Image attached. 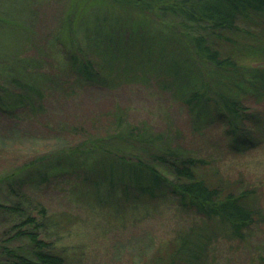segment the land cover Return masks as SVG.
Here are the masks:
<instances>
[{
  "label": "rangeland",
  "instance_id": "rangeland-1",
  "mask_svg": "<svg viewBox=\"0 0 264 264\" xmlns=\"http://www.w3.org/2000/svg\"><path fill=\"white\" fill-rule=\"evenodd\" d=\"M103 1L0 0V59L3 63L24 60L21 67L36 74L42 93L40 101L33 103L35 109L21 103L0 110V179L34 161L26 168L28 175L22 169L24 184L19 188L0 184V264L12 261L4 249L32 256L28 238L15 237L19 229L33 231L31 226H19L28 214L40 226L34 231L47 243L46 251L62 257L64 264H157L187 234L203 242V258L196 264H260L264 257V91L241 95L246 114L260 119L257 125L245 123L251 127L247 136L252 143L233 147L221 116L213 113L197 119L183 101L185 87L164 71L165 62L176 54L166 48L160 58V39L183 34L185 28L171 19L159 23L152 16H128ZM129 32L131 38H143L136 47L118 43L119 35L126 39ZM243 40L256 44L247 37ZM149 44L153 50L146 55ZM72 51L78 57L90 58V54L97 62H109L110 66L100 63L106 83L78 80L68 64ZM255 54L251 58L257 61L247 62L264 67V54ZM126 129L160 135L164 146L205 160L201 172L209 182L218 181L236 194L249 190L257 215L245 236L236 238L226 224L183 209L170 187L157 199L137 198L131 189L124 193L122 186L110 181L106 172L111 160L105 154L124 155L128 160L141 156L173 180L169 167L152 160V152L166 147L133 145L120 136ZM96 143L100 156L101 152L89 156L82 152L65 157L74 148L92 149ZM58 161L63 171L59 174L50 168ZM42 169L48 174L44 181L36 174ZM85 175L90 183L81 181Z\"/></svg>",
  "mask_w": 264,
  "mask_h": 264
},
{
  "label": "trees",
  "instance_id": "trees-1",
  "mask_svg": "<svg viewBox=\"0 0 264 264\" xmlns=\"http://www.w3.org/2000/svg\"><path fill=\"white\" fill-rule=\"evenodd\" d=\"M104 1L128 16L135 18L152 16L159 23L171 19L185 28L183 34L182 32H179L180 35L170 33L160 39L162 46L159 52L160 58L166 48H171L176 54L170 56V60L165 62L164 71L175 78L181 88L185 87L183 101L189 105L192 112L196 113L197 119L210 118L215 113L221 116L228 126L230 145L240 148L252 143L247 136L251 127L246 126L245 123L257 125L260 118L256 114H246L247 108L242 103L241 95L250 94L258 89L264 91V67L251 64L252 61H257L251 58L253 53L264 54V0ZM196 27L199 31L193 30ZM133 33L136 34L137 31ZM245 37L256 44L250 45L249 42L246 44L243 40ZM124 38L119 35L118 43L124 42L130 48L136 47L135 43L143 39L131 38V32L126 39ZM147 48L150 49L147 50ZM147 48L144 49L146 55L153 50L150 44ZM107 49L111 53V58H115L110 45ZM73 51L68 56V64L78 76V80L88 83H106L102 64H100L101 62L106 64V60L97 62L91 58L90 54H88L90 58L78 57ZM121 55L123 56L124 53ZM23 62L24 60L18 62L15 59L3 63L0 59V93L4 95L0 96L1 111L14 108L21 103L35 109L34 101L41 99L40 85L34 80L37 76L21 67L20 64ZM191 66L194 69H191ZM8 113L10 114L11 111ZM132 130L131 132H128V129H126L127 132L121 131L120 136L133 145L146 147L159 143H162L160 146L166 144L165 139L160 135H154L143 129L136 130L133 134ZM120 136L116 135L115 138ZM93 145L95 148L87 150L74 148L65 157L71 159L72 156L77 157L82 152L86 156L99 154L102 151L100 145L97 143ZM81 146L84 147L85 144L82 143ZM164 147L166 150L152 152V160L156 164L169 167L173 180L168 181L153 163L142 159L141 156L128 160L124 155L105 154L104 158L111 160L106 175L109 176L110 181L122 186L124 193H128L125 190L129 188L137 198L157 199L165 188L170 187L171 192L177 197L178 205L183 209L193 210L206 220L226 224L225 226L234 237L243 238L245 229L247 230L253 224L254 217L257 215L249 199L252 195L249 190L245 189L236 194L230 187L221 186L217 183L218 181L216 183L207 181L201 172L206 166L205 160L183 155L177 149H170L169 146ZM60 164L61 162L58 161L53 166L51 164L50 168L57 174L62 173ZM33 165L34 161H31L21 168L5 173L0 179V184L7 183L11 190L19 188L24 184L22 176L28 175L26 168ZM22 169H25L23 172L26 171L23 175ZM44 171V169L36 170L38 178L42 181L46 180L48 175ZM81 181L90 183L86 175L82 176ZM40 214L42 217L45 214L43 208ZM262 221L264 222V217ZM19 226L33 228V231L19 229L15 233V237L28 238L33 247L32 256L13 253L12 250L3 248L7 256L11 257V264H64L62 257L46 251L47 243L34 231L40 227L34 216L26 215ZM203 253V242L200 237L191 238L187 234L178 238L175 250L168 258H159L157 264H196L203 258ZM260 264H264V257L261 258Z\"/></svg>",
  "mask_w": 264,
  "mask_h": 264
}]
</instances>
